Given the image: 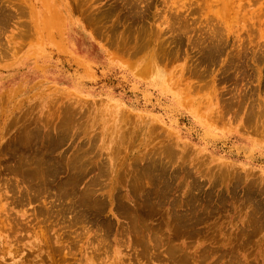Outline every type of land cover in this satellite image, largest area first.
I'll return each instance as SVG.
<instances>
[{
  "label": "rangeland",
  "instance_id": "obj_1",
  "mask_svg": "<svg viewBox=\"0 0 264 264\" xmlns=\"http://www.w3.org/2000/svg\"><path fill=\"white\" fill-rule=\"evenodd\" d=\"M0 264H264V0H0Z\"/></svg>",
  "mask_w": 264,
  "mask_h": 264
}]
</instances>
